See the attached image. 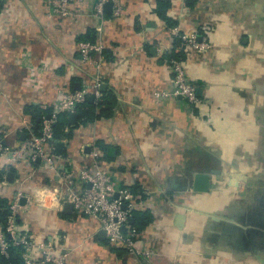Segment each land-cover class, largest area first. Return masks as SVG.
I'll use <instances>...</instances> for the list:
<instances>
[{
    "label": "crops",
    "instance_id": "1",
    "mask_svg": "<svg viewBox=\"0 0 264 264\" xmlns=\"http://www.w3.org/2000/svg\"><path fill=\"white\" fill-rule=\"evenodd\" d=\"M168 1L171 26L157 15V0H121L118 16L110 7L102 18L94 16L96 0H71L76 15L68 18H48L45 0H3L0 138L16 146L37 134L32 110L50 108L55 86L74 90L99 78L101 93L116 99L111 116L68 122L70 131L60 137L66 140L59 138L55 150L83 166L94 144L103 166L136 195L135 213L151 216L137 230V245L154 253L135 257L111 246L89 215L64 212V204L60 210L25 207L18 221L61 245L67 264H264V0ZM175 28L208 43L182 61L200 89L196 103L155 97L174 89L166 55L178 49ZM89 29L104 46L98 70L77 49ZM40 164L22 183L24 194L45 185L62 191L56 173ZM17 171L7 170L11 180L0 183V197L20 187ZM198 174L208 175L206 190L195 189Z\"/></svg>",
    "mask_w": 264,
    "mask_h": 264
},
{
    "label": "built area",
    "instance_id": "2",
    "mask_svg": "<svg viewBox=\"0 0 264 264\" xmlns=\"http://www.w3.org/2000/svg\"><path fill=\"white\" fill-rule=\"evenodd\" d=\"M71 0H45V12L48 18H68L76 15L70 6ZM121 0H96L94 16L102 18L104 4H112L113 16L121 13ZM174 38L181 40V48L186 52L202 50L207 46V40L201 42L194 33L180 34L175 28ZM175 40V39H174ZM103 44L101 42L80 41L77 49L83 62L93 64L98 70L105 64L102 57ZM174 73V89L171 92L157 91L156 98L166 95L184 97L189 103L198 102L196 86L187 78L182 61L170 62ZM92 96L98 102L102 96L100 79L94 83H84L78 89L70 90L62 85L54 87L51 110L40 118V129L37 134L31 133L18 145L11 146L0 138V183H7L6 172L9 167L17 168L18 189L13 188L8 196L5 222L0 219V255L9 257L11 246L21 249L20 256L23 264H67V253L55 241L37 237L29 228L23 226L18 219L25 207L33 203L41 207L60 210L66 202L71 203L73 211L83 213L97 219L108 243L116 248H124L135 257H149L154 252L149 248L137 245V230L133 228L129 219L137 209L136 195L127 187L120 186L113 178L108 168L103 166L102 154L94 145H88L90 151L89 165H76L69 157H65L55 150V143L59 140L54 134V125L61 113L77 112L87 97ZM70 131V127L64 128ZM65 141L66 137L60 138ZM41 163L39 168L45 172L56 173L62 191L49 186L34 189L32 195H25L21 185L35 174L33 165ZM31 166L27 169L25 165ZM38 168V169H39ZM77 169L83 188L74 189ZM22 170V171H20ZM28 171V172H27ZM235 174L231 178L235 179ZM23 199L25 201L23 202ZM125 227V229H123ZM170 264H178L174 259Z\"/></svg>",
    "mask_w": 264,
    "mask_h": 264
},
{
    "label": "trees",
    "instance_id": "3",
    "mask_svg": "<svg viewBox=\"0 0 264 264\" xmlns=\"http://www.w3.org/2000/svg\"><path fill=\"white\" fill-rule=\"evenodd\" d=\"M3 0H0V8L2 7ZM170 3L168 0H157V6L155 11L157 15L163 19L167 24L174 25L172 19H170L167 15V11L169 9ZM96 39L95 30L89 29L85 35L80 37V40H86L90 42H94ZM175 46L178 48L173 49L170 53L166 55V59L170 62L172 60L183 61L186 58V52L182 50L181 40L179 38H175ZM116 99L111 91H104L102 92V96L98 102L92 98L89 100L87 97L84 104L77 109L78 113V123L82 125H86L87 123L97 120L99 118L105 117L108 118L112 114L113 107L115 105ZM31 108H27V111H31ZM51 108L40 109L35 107L32 110V121H33V131L35 133L39 132L40 129V118L42 115L47 114ZM68 124V120L65 114H60L56 124L54 125V134L57 138L65 135L64 126ZM99 146L106 150L108 154V147L103 145L99 141ZM8 197H0V219L5 222L8 205ZM132 222L130 225L135 228L136 230H141L145 227L150 221L151 216L148 213H133L132 215ZM21 249L16 246H11L10 248V255L9 257H5L0 255V264H23L22 258L20 256Z\"/></svg>",
    "mask_w": 264,
    "mask_h": 264
},
{
    "label": "water",
    "instance_id": "4",
    "mask_svg": "<svg viewBox=\"0 0 264 264\" xmlns=\"http://www.w3.org/2000/svg\"><path fill=\"white\" fill-rule=\"evenodd\" d=\"M110 7H112V4L110 2H107V3L104 4V9L105 8H110ZM104 86H105L104 84H101L100 85V89L102 91L104 90ZM196 92H197V95L200 94V89L197 88L196 89ZM88 98H89V100H91L93 97L92 96H89ZM77 119H78V113L77 112L69 113V115H68V122L70 124H73V125L76 124L77 123ZM61 146H62V143L61 142L57 141L55 143V149L56 150H59L61 148ZM11 176H12V173L11 172L7 174V178L9 180H11ZM207 181H208V175H206V174H198V175H196V181H195L196 182V186H195V189H198V190H206V185H207L206 183H207ZM71 208H72L71 203L66 202L64 204V206H63V211L64 212H67ZM132 221H133L132 218H130L129 219V223H131ZM123 229H125V227Z\"/></svg>",
    "mask_w": 264,
    "mask_h": 264
},
{
    "label": "rangeland",
    "instance_id": "5",
    "mask_svg": "<svg viewBox=\"0 0 264 264\" xmlns=\"http://www.w3.org/2000/svg\"><path fill=\"white\" fill-rule=\"evenodd\" d=\"M234 174L235 173H233V172H228V173H226V176H227V178L229 179V180H231L232 178V176H234Z\"/></svg>",
    "mask_w": 264,
    "mask_h": 264
}]
</instances>
